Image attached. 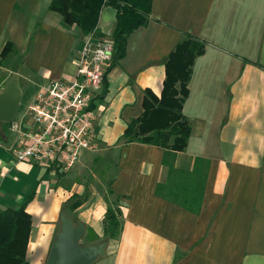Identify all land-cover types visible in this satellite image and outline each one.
Segmentation results:
<instances>
[{
    "label": "crops",
    "instance_id": "crops-1",
    "mask_svg": "<svg viewBox=\"0 0 264 264\" xmlns=\"http://www.w3.org/2000/svg\"><path fill=\"white\" fill-rule=\"evenodd\" d=\"M50 3L0 0V51L9 43L20 61L8 71L22 90L14 123L51 82L73 79L87 37L49 11ZM115 26L116 11L102 8L93 38H111ZM186 36L204 52L182 105L190 136L183 152L169 156L170 172L162 149L125 144L122 136L142 113L144 91L160 97L164 62ZM103 81L105 94L96 98L101 85L91 109L97 150L81 151L66 175L17 163L16 134L0 130V212L31 196L27 264H46L62 211L84 226L82 246L106 243L93 264H264V0H152L148 23L128 37ZM99 168L101 179L91 180ZM158 186L165 187L159 194ZM195 189L200 197L186 208L182 200ZM110 203L120 211L116 240L104 239Z\"/></svg>",
    "mask_w": 264,
    "mask_h": 264
},
{
    "label": "trees",
    "instance_id": "trees-1",
    "mask_svg": "<svg viewBox=\"0 0 264 264\" xmlns=\"http://www.w3.org/2000/svg\"><path fill=\"white\" fill-rule=\"evenodd\" d=\"M152 0H51L49 11L58 14L62 22L75 27L85 35H94L100 11L111 7L116 11V26L109 40L113 45L110 68L115 66L125 55L128 37L138 28L146 26L150 15ZM100 39V36H97ZM204 52L201 42L186 36L179 42L164 62L165 78L160 97L149 90L144 91L141 115L127 124L122 139L125 144L137 143L153 146L164 151V164L169 156L185 150L190 136V127L182 115V105L187 98V85L191 69L196 58ZM15 53L11 44H6L0 51V62ZM106 91L103 81L102 92L96 97L102 98ZM95 98V99H96ZM93 100L91 102V109ZM196 163H203L196 160ZM165 187L158 186L157 193ZM190 199L182 200V205L189 208L200 197L196 189ZM17 209L0 212V264H27L26 250L31 231V217L25 211L26 203ZM80 202L71 204L69 211H74ZM191 206V205H190ZM120 211L113 203L109 204L104 220V239L116 240L120 234ZM91 233L88 236L91 237Z\"/></svg>",
    "mask_w": 264,
    "mask_h": 264
},
{
    "label": "built area",
    "instance_id": "built-area-1",
    "mask_svg": "<svg viewBox=\"0 0 264 264\" xmlns=\"http://www.w3.org/2000/svg\"><path fill=\"white\" fill-rule=\"evenodd\" d=\"M109 39L86 37L70 81L51 82L26 106L23 120L14 123L12 155L17 163H38L66 175L81 151L95 152L91 102L100 92L112 60Z\"/></svg>",
    "mask_w": 264,
    "mask_h": 264
},
{
    "label": "water",
    "instance_id": "water-1",
    "mask_svg": "<svg viewBox=\"0 0 264 264\" xmlns=\"http://www.w3.org/2000/svg\"><path fill=\"white\" fill-rule=\"evenodd\" d=\"M22 99L19 77L16 73L0 90V123L8 124L15 118ZM84 226L73 222L62 211L60 231L56 235L48 254L46 264H93L104 256L106 243L97 246H82Z\"/></svg>",
    "mask_w": 264,
    "mask_h": 264
},
{
    "label": "rangeland",
    "instance_id": "rangeland-1",
    "mask_svg": "<svg viewBox=\"0 0 264 264\" xmlns=\"http://www.w3.org/2000/svg\"><path fill=\"white\" fill-rule=\"evenodd\" d=\"M19 67H20V61L18 58H14V57H9L7 60L5 61H2L0 62V82L4 79H9L10 77V74L8 71H15V70H19ZM24 82V87L26 86L25 84V81ZM17 116L13 119V121L11 122V124H13L15 122V120H17ZM11 124H0V130H3V129H8L11 127ZM94 160V161H93ZM92 161L93 162H97L98 158L96 159H93ZM94 164V163H93ZM100 173V168L99 169H96V170H93L92 173H90L89 177L90 179L92 180L91 176L92 175H95V180L98 181L101 179V175L99 174ZM110 176L107 174H105V178L103 179V182L104 183H107L108 180H109ZM113 200V199H112Z\"/></svg>",
    "mask_w": 264,
    "mask_h": 264
}]
</instances>
